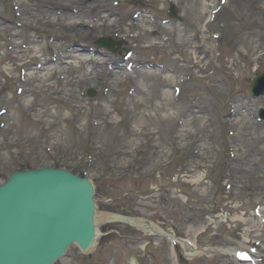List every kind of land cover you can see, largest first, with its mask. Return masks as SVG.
I'll return each instance as SVG.
<instances>
[{"label":"rangeland","instance_id":"rangeland-1","mask_svg":"<svg viewBox=\"0 0 264 264\" xmlns=\"http://www.w3.org/2000/svg\"><path fill=\"white\" fill-rule=\"evenodd\" d=\"M15 1L17 6L23 2ZM62 1L82 10L76 18L87 24V40L81 44L62 42L56 48L46 31L59 26H46L53 17L46 15L39 0H28L29 9L18 6L17 11L12 10L14 0H0V56L14 52L15 45L10 43L14 28L19 33L14 41L22 42L23 48L31 44L32 37L41 38L45 59L57 56L66 73L65 79L58 82L56 75L51 82L63 88L69 78L75 93L74 100L66 86L58 99L51 92L35 95L32 82L27 94L22 95L19 77L24 70L19 67L13 73L14 79L0 74V184L14 171L60 164L80 171L94 186L98 236L93 250L83 254L73 245L56 264H241L233 251L255 246L264 252V214L259 217L256 213L257 208L264 211V122L258 120L264 97L253 99L246 92L250 81L264 72V0H228L217 8L218 0H209L208 16L200 20L194 1L125 0L123 4V0H60L56 4ZM114 2L119 4L115 6ZM107 4L112 7L90 10ZM172 8L178 20L172 17ZM138 11L153 19L145 26L153 25L159 30L174 26L178 37L179 31L186 29L196 39L213 38L204 53L197 54V60L188 59L178 38L171 39L169 49L162 48L165 36L156 31L151 32L153 47L144 51L139 43L123 41L118 33L129 32ZM213 12L215 20L209 22ZM106 16L113 18L119 29L110 26ZM24 20L35 30L17 27ZM58 22L65 26L69 19ZM100 38L121 45L110 52L96 46ZM84 46L87 58H94L93 63L67 68L64 54ZM129 49L135 51L133 58H127L131 55ZM174 50L178 58L175 68L183 62L192 67L196 89H186L185 96L190 92L201 100V105L208 108L206 118L210 123L203 130L205 121L201 122L196 125L198 135L176 142L173 130L177 126L165 125L158 143L150 135L138 136L140 118L147 109L135 107L130 100L136 99H130L128 94L135 87L150 93L160 81L147 84L129 79L115 85L118 91L109 95L107 88L113 75L110 66L131 68L132 74L124 73L129 78L134 79L133 72L138 69L154 73L157 78L162 71L174 69L167 55ZM7 62L10 61L4 64ZM104 71L110 77L92 78L96 72ZM90 89L96 93L94 98L88 97ZM235 147L236 155L232 156ZM120 149H126L127 154H118ZM167 149L171 156L161 154ZM191 152L201 156H195L193 161ZM149 162L156 165L154 170L147 166ZM113 213L143 218L166 232L195 243H213L224 251L187 258L180 246L166 239L143 235L122 223H104L105 214Z\"/></svg>","mask_w":264,"mask_h":264},{"label":"bare ground","instance_id":"bare-ground-1","mask_svg":"<svg viewBox=\"0 0 264 264\" xmlns=\"http://www.w3.org/2000/svg\"><path fill=\"white\" fill-rule=\"evenodd\" d=\"M57 1L60 0H39V6L42 5L44 9L43 11H45L46 15H49L50 18L53 17V20H51V22L48 20L46 21V26L49 25V27L52 29L55 26H59L56 27L57 29H54V31H46V34L50 37L52 44H54V47L60 48L62 42L68 41H71L74 44L85 42L87 40V37L84 33L86 32V30H88L87 24L79 22L80 17H78V19L76 18L77 15L82 12V10H80L76 6L63 3V1L62 3L56 4ZM161 1L162 0H158V3H161ZM183 1L188 3L194 1L193 5L197 9L195 11H197V16L200 17L199 20L201 18H204L205 16H208L207 14L209 13V10H207V7L209 6L206 2L209 0ZM27 2L28 0H23V2L21 1L19 3V6L29 9V5L27 4ZM124 2L126 1L123 0V4ZM109 7H112V4L102 6L97 5L91 7L90 10L100 11ZM199 9H201L200 12L198 11ZM143 14L144 12L140 13L137 17V21L130 24V26L128 27V33L122 32L121 30L118 33L121 34V38L123 40L139 43L144 51H147L153 47L151 44V32L156 31L158 34L160 33V36H165V39L161 40L162 48L169 49V44L172 41L171 39L178 38L180 44L184 48L183 52L187 55L188 59L197 60V54H203L204 47L209 43L210 39L213 38L211 36H208L201 39H196L195 37H192L190 31H187L186 29L180 30L178 37V30L174 26L165 27L163 29L161 28V30L155 29L153 25H151L150 27L145 26L149 25L148 22L152 21L153 19L147 13L144 15ZM106 17L107 18L105 19L109 20L108 24H110V26H114L116 24V21L113 20V18H110V16ZM47 18L48 17L46 16V19ZM66 19H69V23L65 26H61L60 22L58 21H64ZM120 23H122V20H120ZM18 26L30 29L31 31L35 30L27 20H24L22 23L17 24V27ZM114 27L115 29H119L116 26ZM17 31L18 29L14 28L13 32L11 33L10 43L15 45V47L13 46L14 52H12L11 54L6 53L0 56V74L5 73L8 78L14 79L15 77L13 76V73L17 71L19 67L27 69L31 66L32 68L28 69L26 71V74H24L23 76L22 85L20 87V89H22L23 91L22 95L27 94V88H29L33 82V93L35 95H39L41 92H51V94L54 95L56 99H58V96L60 94L65 93V90L63 88H66L67 86L69 87L68 93L70 97L75 100V93L71 89L72 80L66 78V84H62L63 88L57 87L55 83L51 82V78L55 77L56 75L58 76V82H60L61 79H65L66 76L64 68L62 67L63 65L57 58V56L50 60L45 59V55L43 54L45 46L44 43L40 41L41 38L38 37H32L31 44L23 48L22 42L14 41V39H16V37L19 35ZM169 36L171 38L168 39ZM212 49L215 50V47L213 46ZM86 53L87 52L85 48H74L68 54H64L65 61H67V63H65L64 65L69 69L79 68L81 64L91 65L93 63V60L87 58ZM167 55L170 58L174 69L168 73H165L167 69L162 71L160 76H156L157 78H154V73L147 72L141 69L135 72L136 76L134 77V79L129 78L128 75L124 74L126 72V67L124 65L112 64L110 68L113 71V75H111V80H109L110 83L107 88L108 94L113 95L118 91V88L115 85L120 86L122 83L127 82L129 79L135 80L136 83L139 80V83L141 81L147 84H150V82L155 79H157V81H160L157 88L153 89L150 93H147L141 87H135V91L133 92L134 94H128L130 99H136L134 101L130 100V103H132L135 107L139 106L147 109V112L141 115L140 121L142 124L140 126V130L136 131L138 136L143 137L144 135H150L151 139L155 138V141H157L158 143H161V137H163L164 135L165 125L170 126L172 123H175V125L177 126V128L173 130L174 142H176L180 140H188L190 139V137L198 135L199 133L196 130V125L201 124V122L205 121V123L203 124V130H206L208 128L207 125L210 123V121L206 118L208 114V108L201 105L200 99H196L195 95L193 94H188L190 92H188L186 96L185 93L183 94V92L181 95H177V93L181 89H185V92H187L186 89H189V91L191 89H196L193 83V76H191L190 73L192 67H189V62H183V64L180 65V68H175L178 63V58L175 57L177 55V52L174 50L173 52H169ZM204 59H207V55L204 57ZM6 60L10 61L7 62L10 63L9 65H11V62H14L16 65L12 64L11 66H9L7 63L4 64ZM32 62H36V64L30 65ZM188 72L189 74H187ZM104 73L105 71L102 74ZM96 74L92 75V78H94L95 80H104L105 77H110L108 73H105V76L102 74H98L97 72ZM124 78H126V80H124ZM204 79H208V77H205ZM188 84L189 86H187ZM59 89H62L63 91H60ZM181 98L183 99L181 100ZM182 101L184 102V107L180 108ZM80 102L81 100H76V103ZM234 116H237L236 111H234ZM117 152L122 156L127 154L126 149H120ZM161 154H167L168 156H171L170 149H167V152L162 150ZM190 155L191 160L196 161L197 158H195V156H197L198 154H196L195 152H191ZM200 156L201 155L197 157ZM147 166H150L151 170H154L156 168V165L151 162H149ZM197 167L199 168L200 166ZM201 181L202 180H200V182ZM103 219L106 221L110 219V216L105 215ZM132 224L145 233L152 232L147 227L146 223H144L142 220H135ZM184 247L186 250V254L189 257L204 254L207 251L206 249L209 248L205 247L199 249L196 243H194L193 246L184 245ZM223 251L224 249L222 248H215L211 250V252L215 253H222ZM239 255L242 254L239 253ZM250 256H252L254 259L257 258V255L254 252L250 253Z\"/></svg>","mask_w":264,"mask_h":264},{"label":"water","instance_id":"water-1","mask_svg":"<svg viewBox=\"0 0 264 264\" xmlns=\"http://www.w3.org/2000/svg\"><path fill=\"white\" fill-rule=\"evenodd\" d=\"M249 92L264 94V75ZM93 196L90 182L67 170L15 172L0 187V264H52L73 242L89 251L95 236Z\"/></svg>","mask_w":264,"mask_h":264}]
</instances>
